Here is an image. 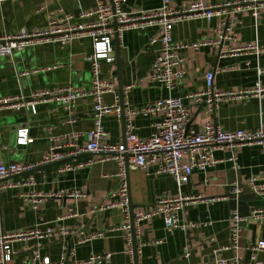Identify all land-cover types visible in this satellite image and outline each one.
I'll return each mask as SVG.
<instances>
[{
    "label": "crops",
    "instance_id": "obj_1",
    "mask_svg": "<svg viewBox=\"0 0 264 264\" xmlns=\"http://www.w3.org/2000/svg\"><path fill=\"white\" fill-rule=\"evenodd\" d=\"M204 1L207 4H222L231 0H172V5L182 8L190 3ZM110 0H4L0 3V36L24 30L36 31L45 28L50 19L58 14H79ZM161 0H127L123 5L126 12L150 11L158 8ZM238 23L234 35L239 44H255L258 51L240 56L220 55L219 48L212 45L199 49L178 50L180 63L175 68L182 76L172 90L147 76L159 55L160 45L149 41L158 34L157 26L145 30L129 29L120 37L122 83L128 92L127 108H139L153 104L168 96L181 97L191 113L190 128L200 130L208 122H215L227 130L256 129L264 121V98L226 99L215 113L188 95L205 86V74L216 71L215 86L221 90H244L260 83L264 87V10L254 17L243 10L236 15ZM79 21V20H77ZM81 21V20H80ZM217 18L208 21L202 17L183 19L174 24L172 37L176 43H193L216 36ZM115 45V44H114ZM234 45L227 42L222 50ZM92 52V41L83 38L72 44H37L12 56L0 57V96L16 95L28 98L32 92L72 85L79 89H90L92 65L85 58ZM116 61V59H115ZM102 76L111 80L115 91L105 94V102L120 106L119 74L116 62L102 61ZM159 115H138L134 118L136 133L147 138L154 130L153 123ZM109 135L108 142H120L125 134L122 118L117 113L103 117ZM93 125L92 99L82 98L72 110L58 102L41 103L36 111L16 110L10 107L0 109V156L5 162H33L40 159L52 146L65 144L68 148L84 146L88 131ZM29 128V142L18 141V130ZM71 144V145H70ZM238 168L229 160V150L217 149L218 162L206 171L195 170L190 181L179 188L169 175H156L144 170H129L127 175L129 196L139 209L153 206L160 196H185L199 198L179 212L182 222H193L197 226L187 230L167 231L162 216L140 223L137 238L138 264H197L215 257L230 259L237 253L245 264L264 261V251L249 248L264 239V220H249L244 226L241 249H230V216L238 209L248 216L255 208H264V194H258L256 185L264 183V147L253 144L238 148ZM90 154H81L64 161L50 163L33 172L35 183L23 188L14 187L0 194V229L6 232L27 230L37 225H66L70 234L65 240H45L40 248L42 257H49L53 263H86L92 255L105 256L108 260L93 264H135L131 261L133 240L126 237L124 226L130 222L121 208H111L90 213L100 203H110L119 197L116 191L119 180L116 177L118 164L109 160L75 170H62L65 162L86 160ZM28 174L14 176L17 181ZM238 182L242 192L239 199L232 194L233 183ZM79 191L83 196L45 197L33 208L20 196L21 193L35 192L39 195ZM77 212L78 216H61ZM102 232L91 240L82 241L86 236ZM159 241V242H158ZM228 247L225 250H218ZM36 248L35 241H20L13 244L15 254L7 264H23L29 260ZM188 250V255L184 253Z\"/></svg>",
    "mask_w": 264,
    "mask_h": 264
},
{
    "label": "built area",
    "instance_id": "obj_2",
    "mask_svg": "<svg viewBox=\"0 0 264 264\" xmlns=\"http://www.w3.org/2000/svg\"><path fill=\"white\" fill-rule=\"evenodd\" d=\"M4 0H0V3ZM127 0H110L109 3L99 2L94 8L79 14L78 19L74 14H58L54 16L45 28L36 31L24 30L18 33H5L0 36V57L12 56L16 51L37 44H59L66 46L83 38L92 41V52L85 58L92 65V85L90 89H79L72 85L44 89L32 92L28 98H20L16 95L0 96V109L10 107L16 110L28 109L36 111L41 103L58 102L67 110H72L75 104L82 98L92 99L93 125L88 131V141L84 146L68 148L65 144L52 146L40 159L33 162H5L0 156V194L8 188L31 186L35 183L33 172L39 167L50 163L64 161L67 158H76L81 154H90L86 160L65 162L62 170H75L92 166L97 162L115 161L118 164L116 177L119 187L116 195L117 200L110 203L94 205L90 213L98 211L121 208L129 215V185L127 175L129 170H144L156 175L171 176L177 186L181 188L190 181L195 170L206 171L218 162L215 156L217 149H226L231 153L229 160L234 168H238V148L244 145H259L264 147V121L256 129L227 130L221 125L208 121L200 130L189 127L191 113L181 97L168 96L155 101L153 104L139 108H127L128 92L132 86L124 90L125 99V134L120 142H108V131L103 124V117L107 114L117 113L121 116L120 106L107 104L105 94L115 91V85L111 80L102 76V61L115 62L114 39L119 38L126 30H145L150 26L158 27V34L153 36L149 44L160 45L159 55L152 64L151 72L147 76L150 80L161 83L166 89L172 90L181 72L175 68L180 63L178 50L193 48L199 49L203 46L212 45L219 48L220 55L240 56L258 51L255 44H239L234 35L237 13L248 10L254 17H258L264 10V0H231L222 4H207L204 1L190 3L182 8L172 5V0H161V5L150 11L126 12L123 5ZM202 17L208 21L217 18L216 36L193 43H176L172 37L174 24L183 20ZM81 20V21H80ZM233 42L234 45L226 51L222 50L225 43ZM216 71L209 70L205 74V86L202 90L189 94L188 97L202 104L208 112L215 113L220 103L226 99L248 98L256 96L264 98V87L257 83L254 87L244 90H221L215 86ZM159 115L153 123L154 130L147 138H141L136 133L134 118L138 115ZM18 141L21 144L29 142V128L23 127L18 130ZM71 145V144H70ZM28 174L27 178L14 181V176ZM257 178L251 177L249 184L253 185L258 194H264V183L256 185ZM242 189L238 182L233 183L232 194L236 199ZM20 196L33 208H37L42 198L70 197L77 199L83 196L82 192L73 191L50 193L39 195L35 192L21 193ZM199 198L185 196L179 193L176 196H160L155 204L148 209H139L134 212V223L130 222L124 226L126 237L131 243L133 235L140 232V223L157 216H162L167 231L187 230L197 226L193 222H182L179 217L180 210L189 203ZM78 216L77 212L61 216L58 221L66 217ZM264 220V208H255L248 216H243L238 209L233 210L230 216L231 244L230 249L239 252L245 224L249 220ZM70 234L66 225L46 227L35 226L27 230L6 232L0 229V264H7L12 260L15 251L13 244L20 241H35L36 248L33 250L29 260L23 264H56L49 257H42L40 248L45 240H65ZM97 232L92 236H86L82 241L91 240L101 236ZM159 242V241H158ZM223 247L218 250H225ZM253 251H264V239L251 245ZM131 261L134 262V253ZM186 256L188 250L184 251ZM111 253L105 256L92 255L86 263H101L108 260ZM67 258L63 254V261ZM197 264H245L239 253L232 258L215 257L213 260ZM256 264H264L257 261Z\"/></svg>",
    "mask_w": 264,
    "mask_h": 264
},
{
    "label": "water",
    "instance_id": "obj_3",
    "mask_svg": "<svg viewBox=\"0 0 264 264\" xmlns=\"http://www.w3.org/2000/svg\"><path fill=\"white\" fill-rule=\"evenodd\" d=\"M114 46H115V59H116V66L117 71L119 74V95H120V109H121V118H122V124L124 126L125 130V99H124V87L122 83V66H121V50H120V38L119 36H116L114 39ZM134 208L135 206L132 204L131 198H130V204H129V213H130V223H134ZM133 253H134V260L135 264H138L137 262V238L136 235H133Z\"/></svg>",
    "mask_w": 264,
    "mask_h": 264
}]
</instances>
